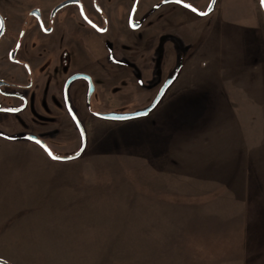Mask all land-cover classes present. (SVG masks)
I'll use <instances>...</instances> for the list:
<instances>
[{
  "label": "rangeland",
  "instance_id": "1",
  "mask_svg": "<svg viewBox=\"0 0 264 264\" xmlns=\"http://www.w3.org/2000/svg\"><path fill=\"white\" fill-rule=\"evenodd\" d=\"M63 1L0 0V14L3 9L14 20L9 11L19 15L30 7L46 11ZM103 1L81 0L85 15L96 25L107 19L94 8ZM163 1L139 0L134 16L141 28L132 30L125 12L136 0H108L115 20L103 34L74 14V6L61 9L63 22L47 38L56 48L71 46L63 76L77 71L97 77L102 66L111 67L104 63L117 58L135 63V68L121 69L119 77L99 81L91 109L84 103L83 88L73 89L79 94L76 103L69 94L86 133L85 150L75 160L53 161L22 137L39 135L58 157L79 150V132L58 103L59 97L52 102L53 112L2 115L6 117L0 120V260L10 264H264V101L233 90L226 100V117L214 116L222 99H215L214 107L194 121L176 124L162 116L177 93L172 85L190 53L195 52L205 67L220 57L216 63L224 74L226 48L239 45L225 27L235 20L259 28L261 1L220 0L211 13L200 15L206 13L209 0H181L197 12L184 8L171 16L161 7L172 3ZM151 3L159 7L148 10ZM167 17L160 35L159 22ZM75 41L80 47H74ZM251 47L247 43L254 58ZM109 53L113 57L107 58ZM177 70L173 83L146 117L115 122L93 115L146 108ZM244 74L252 80L251 90L255 80L263 77L261 70L251 66ZM74 85L84 82H74L69 93ZM32 94L33 100L35 89Z\"/></svg>",
  "mask_w": 264,
  "mask_h": 264
},
{
  "label": "flooded vegetation",
  "instance_id": "2",
  "mask_svg": "<svg viewBox=\"0 0 264 264\" xmlns=\"http://www.w3.org/2000/svg\"><path fill=\"white\" fill-rule=\"evenodd\" d=\"M79 1L82 6V11L79 5L70 4L76 8V12L74 14L80 16L81 20L86 25L94 29L97 33H106L108 28H110V23L114 22L115 20V14L109 15L107 11L108 9L112 10V8L107 5L108 0H104L101 5L97 6L98 8L92 5L96 11L100 12L101 14H106L107 19L104 20L102 25L100 24L101 26L94 24L87 18L84 13L83 3L81 2V0ZM210 2L211 0H209V3ZM61 3L54 4L52 8L46 11L39 7H30L21 15H19L18 13H14V10L10 9L13 11H9V15L13 16L14 20L9 19V17L7 16L8 13H6V11L2 9L3 15L0 14V17L3 21V31L0 35V120H4L6 116L14 118L16 117L14 115H17V117H22L21 114L23 113H29L32 116H35L34 114L41 115L40 113L42 111H45L46 113L53 112L54 108L52 102L54 103L56 97L60 98V101L58 100V103L61 104L62 110L70 117L64 100V87L66 81L76 74H88L72 71L69 75L63 76V70L67 65H69L70 62L67 50L71 46H68V44L56 48L55 44L47 38L55 33L60 23L63 22H60L61 20L59 14L62 11L61 9L66 6L53 13V10ZM130 4L131 6L129 10H126L125 12L126 24L132 30H137L141 28V23L138 22V20H135L134 9L139 5V0H136L134 4ZM177 4H180L183 7L185 5L182 3V1L181 3ZM158 7L159 4H155L152 9L156 10ZM112 11L114 12V10ZM72 15L73 14H66L67 17H72ZM65 17L63 19H66ZM132 24H135L138 27L134 29L131 27ZM8 31L9 34H7ZM79 44L80 43H78V41H75L74 47H80ZM110 57H113V55L109 53L107 58ZM114 57H118L116 52ZM119 59L120 58L115 59L116 62L118 61L117 63L113 61L108 62L109 64L104 63L103 65H110L111 67L104 68L102 66V68L100 69L101 72L99 74L97 73V77L88 75L91 78L94 86V91L89 101L87 96L88 84L83 79L74 80L69 84L67 88L68 101L69 94H71L70 97L72 98V100H74V103L80 101V99L76 98L79 96V94H77V91L73 89H75L76 87L83 88L82 94L84 95V103L86 107L91 109V98L94 94L97 93L96 95H98L99 93L97 91V83L99 81L102 82V80H104L105 78H109L110 75L119 77L121 69L127 70L131 69V67L132 69L135 68V63H121L119 62ZM105 69L108 71H104ZM123 79L124 78H120L119 82L123 81ZM78 80L83 81L84 85H74L69 93L71 85ZM57 86L58 90L56 88ZM34 89L36 90L38 98L34 97V99L32 100V91ZM69 103L71 109L78 117V108H76L75 104L74 106L72 105V101H69ZM92 113L93 115L95 114V112ZM2 115L6 116L2 117ZM16 120L18 122V118ZM26 134L33 133H24L22 135L23 139L24 135ZM33 135H36L39 139L43 140L46 143V141L39 135Z\"/></svg>",
  "mask_w": 264,
  "mask_h": 264
},
{
  "label": "crops",
  "instance_id": "3",
  "mask_svg": "<svg viewBox=\"0 0 264 264\" xmlns=\"http://www.w3.org/2000/svg\"><path fill=\"white\" fill-rule=\"evenodd\" d=\"M217 2L219 3L220 0L215 1L213 9L217 5ZM154 5L155 3H151L148 5L147 9L150 10ZM161 8V10L165 9V15L171 16L178 10H184L185 7L177 3H172V5ZM160 9L158 10L159 12ZM107 11L109 15L114 14L111 9ZM259 17V28L249 27L246 21L241 23L235 20H231L230 25L225 27L228 29V31L226 30L225 32L228 33L230 37H234L239 45L237 47L229 45V47L226 48L228 52V61L223 68L224 74L223 70H220L218 63H216V60L220 57H217L216 60L214 59L212 63H209L208 66L205 67L201 61H198V56L195 52L190 53V56L185 59L186 62L184 67L179 71L177 79L172 85V89L175 88V92L177 93L174 94L175 96L172 101L162 113L163 119L174 120L176 124H180V122L186 120L194 121V119H199L203 113L208 112V109L214 107L215 99H222L223 101L222 105L216 108L217 114L214 116L226 117V111L228 109L226 100H228V97H231L230 95L233 93V90L236 93L239 92L240 96L244 95L248 97L249 93H251V95L256 96V101H264L263 10L260 12ZM167 23L168 17L160 20L158 25L160 35L166 29ZM247 43H250L252 46L250 51L255 54L254 58L256 62H254V58L249 55ZM212 54H215V48ZM249 66L261 70L263 74L261 79L255 80L254 89L252 88V90V80L247 79L244 74V71ZM204 102H207L206 106H203Z\"/></svg>",
  "mask_w": 264,
  "mask_h": 264
},
{
  "label": "water",
  "instance_id": "4",
  "mask_svg": "<svg viewBox=\"0 0 264 264\" xmlns=\"http://www.w3.org/2000/svg\"><path fill=\"white\" fill-rule=\"evenodd\" d=\"M215 1L216 0H211V2L209 4V7L206 10L207 14L210 13L211 10L213 9ZM171 2L181 3V2H177V0H164L163 1L164 4L171 3ZM70 4L79 5L80 8H81V11H82V6H81V3H80L79 0H66L63 3L59 4L53 10V13L56 12L57 10H59L60 8H62L64 6H67V5H70ZM262 7H263V10H264V6H262ZM0 22H1V28H0V35H1V33L3 31V26H2L3 21H2L1 17H0ZM131 27L135 29L138 26L135 25V24H132ZM177 72H178V70L176 71L175 75H173L172 77H170L169 79H166L164 81V83L162 84V86L158 90L156 96L154 97V99L151 101V103L146 108H144L142 110H139V111L131 112V113H112V112L111 113H95L94 114L95 117L103 119V120L115 121V122H123V121H128V120H133V119H139V118L146 117L147 115H149L150 112H152L157 107V105L161 101L162 97L166 93L167 89L173 83V81H174V79H175V77L177 75ZM77 79H83V80H85L87 82V84H88V95H87L88 96V101L90 100V97H91V95H92V93L94 91V86H93L91 78L88 75L76 74V75H73L72 77H70L66 81V84H65V87H64L65 105H66L68 113H69V115H70V117H71L76 129L79 132L80 139H81V145H80L79 150L75 154H73L71 156L58 157L52 152V150L49 148V146L43 140L39 139L36 135H33V134L24 135V140H27V141H30V142H33L34 144H36L53 161L64 162V161H69V160H75V159L79 158L82 155V153H83V151L85 150V147H86V133H85L84 127H83L82 123L80 122V120L78 119V117L73 112V110L71 109L70 103H69V101L67 99V88H68L69 84L72 81L77 80ZM37 140L40 141L39 144L36 143ZM46 149L50 150L51 153L53 154V156H56L59 159H53V157L49 155V152L46 151ZM0 264H10V263H8L6 261H3V260H0Z\"/></svg>",
  "mask_w": 264,
  "mask_h": 264
},
{
  "label": "snow or ice",
  "instance_id": "5",
  "mask_svg": "<svg viewBox=\"0 0 264 264\" xmlns=\"http://www.w3.org/2000/svg\"><path fill=\"white\" fill-rule=\"evenodd\" d=\"M177 2H181V0H177ZM261 6H264V0H261ZM184 7L189 8V9H190L191 11H193V12H197V9H196L195 7L189 5V4H185ZM199 14H200V15H206V13H203V12H200ZM36 143L39 144L40 141L37 140ZM46 151L49 152V155L52 156L53 159H59L58 157L53 156V154L51 153L50 150H47V149H46Z\"/></svg>",
  "mask_w": 264,
  "mask_h": 264
}]
</instances>
